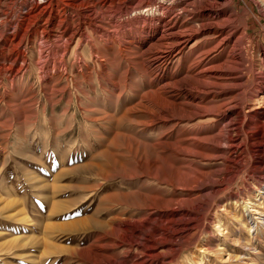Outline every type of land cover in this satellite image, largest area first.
Returning a JSON list of instances; mask_svg holds the SVG:
<instances>
[{
    "label": "rangeland",
    "instance_id": "obj_1",
    "mask_svg": "<svg viewBox=\"0 0 264 264\" xmlns=\"http://www.w3.org/2000/svg\"><path fill=\"white\" fill-rule=\"evenodd\" d=\"M33 1L0 27L25 38ZM88 2L0 69V264H264V0L172 6L173 32L203 26L161 68L146 9Z\"/></svg>",
    "mask_w": 264,
    "mask_h": 264
},
{
    "label": "bare ground",
    "instance_id": "obj_2",
    "mask_svg": "<svg viewBox=\"0 0 264 264\" xmlns=\"http://www.w3.org/2000/svg\"><path fill=\"white\" fill-rule=\"evenodd\" d=\"M2 1L3 0H0V4ZM40 1L44 3L40 4V2L38 3L37 1H33V3L31 4L32 5L31 9H33L32 20L29 19V15L25 17L26 19L24 18L25 21H27L26 23L23 24L25 27L26 33H27L25 38L24 36H20V34H16V33L14 34V33H9V32L6 33L7 29L5 30L4 28L0 27V29H4L0 32V61H2V65H0V69L3 68L2 66L6 64L5 62L8 63V69H7L8 71H4L2 73V76L15 78L18 75L19 66L17 67L16 65L19 61H24V59H22L23 58L22 53L19 50V48H21L22 46L26 47L30 45L31 43H33L32 38L36 36L38 30L42 29V31L44 32L41 26V21L45 20L46 22L52 23L53 20L55 19L56 15L53 11V4L58 2V0H40ZM63 1H67L69 5H73L74 2H79V4L81 3V5L89 4L88 2L89 0H63ZM92 1L97 2V5L100 7V9L105 7V4L107 2H110V3L113 2V0H92ZM132 1L136 3V5H134L135 7L131 6ZM181 1L182 0H124V3L122 4V8H121L122 10H127L126 8H129V7H132L135 10H138V9L140 10L143 8L146 9L148 11V15L144 19L146 20L145 23H147L146 26L150 27L151 31L154 29L157 30L160 24L164 26V29L166 30L165 34L166 36H168L167 38H168V41L170 42L169 43L163 42V43L173 47V49H169L165 51L164 53H162L161 55L156 56L155 61H153V63L159 65L158 67L160 68H161V65L167 61V58L179 59L185 45H187V42L189 41L191 37V33L194 32L195 30L201 29V27L203 26V25H200L196 29L193 28V26H188L184 28V31L183 30L179 32L172 31L176 28V24L178 23L180 19V15L177 13L175 14L173 12L171 14L170 13L172 10L171 7L172 6H175V7L182 6L179 10L185 13L191 10V9H187L188 5L192 6L195 3V1H192V2H188L190 4L187 3L188 4L187 5L185 2H181ZM68 3H67V6H68ZM184 4H186L187 7L186 5L183 7ZM48 7L49 9L48 11H46ZM189 12H190L189 16H191V18H195L197 16L196 9L195 10L192 9ZM2 15H4L3 11L0 10V18ZM79 15L81 17V24H79L76 28H70L69 26H66L62 30V34H67L69 36L68 37L69 40H71V38H73L75 35L83 37L84 31L82 29V25L85 23H88V26L91 27L94 32L98 31V28L96 27V25H93L92 23L93 21L90 19L93 15H96V11L94 10V8L90 9V13L88 14L80 13ZM198 16H200L199 13H198ZM48 34L49 33L47 32L46 35ZM163 36L161 37V34H160L161 40H163ZM251 111H253L252 112L253 118H258L259 116H262L264 113V111H259V110H256L255 108L254 110L251 109ZM247 205H248L247 202L244 203L243 208L248 209ZM88 221L89 220L87 219L86 222L88 223ZM90 223L93 224V226L95 227L102 226V225L95 224L92 221H90ZM219 228L220 226L217 225L218 230Z\"/></svg>",
    "mask_w": 264,
    "mask_h": 264
}]
</instances>
